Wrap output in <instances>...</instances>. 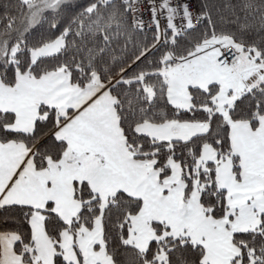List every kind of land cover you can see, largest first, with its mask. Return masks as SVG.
Listing matches in <instances>:
<instances>
[{"label":"snow or ice","instance_id":"1","mask_svg":"<svg viewBox=\"0 0 264 264\" xmlns=\"http://www.w3.org/2000/svg\"><path fill=\"white\" fill-rule=\"evenodd\" d=\"M13 209L0 264H264V0L0 3Z\"/></svg>","mask_w":264,"mask_h":264},{"label":"trees","instance_id":"2","mask_svg":"<svg viewBox=\"0 0 264 264\" xmlns=\"http://www.w3.org/2000/svg\"><path fill=\"white\" fill-rule=\"evenodd\" d=\"M4 0H0V3H3ZM218 4L220 7L223 9V4L226 2V0H217ZM235 3L236 0H233ZM78 3L84 4L86 3V0H78ZM227 14V13H224ZM48 33L46 30H41L40 32L37 33V35H47ZM151 32L147 33V35L150 37ZM20 231H27V225L21 224V217L19 214L18 209H13V210H0V230H15L18 229Z\"/></svg>","mask_w":264,"mask_h":264},{"label":"built area","instance_id":"3","mask_svg":"<svg viewBox=\"0 0 264 264\" xmlns=\"http://www.w3.org/2000/svg\"><path fill=\"white\" fill-rule=\"evenodd\" d=\"M177 2H178V0H173V3H177ZM144 19H145V22L147 23V21L149 19V13L146 9L144 11Z\"/></svg>","mask_w":264,"mask_h":264}]
</instances>
